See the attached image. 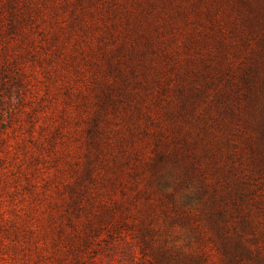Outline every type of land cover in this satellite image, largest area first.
Masks as SVG:
<instances>
[{"label": "rangeland", "instance_id": "rangeland-1", "mask_svg": "<svg viewBox=\"0 0 264 264\" xmlns=\"http://www.w3.org/2000/svg\"><path fill=\"white\" fill-rule=\"evenodd\" d=\"M234 15L225 0H0V210L20 228L1 238L0 264H144L142 232L154 249L197 248L186 242L196 225L209 234L211 189L221 187L211 150L225 137L241 144L227 112L242 105L247 60H264V22L243 36L230 29ZM98 113L99 141L87 133ZM94 155L100 174L76 211L67 186ZM193 161L181 189L148 186L155 164L181 176ZM114 163L124 173L115 186ZM101 215L84 245L82 227ZM67 217L78 250L62 235L73 233Z\"/></svg>", "mask_w": 264, "mask_h": 264}, {"label": "trees", "instance_id": "trees-1", "mask_svg": "<svg viewBox=\"0 0 264 264\" xmlns=\"http://www.w3.org/2000/svg\"><path fill=\"white\" fill-rule=\"evenodd\" d=\"M225 1L229 4L232 13L235 14L230 25V29L234 32H240L245 36L246 33L254 31L261 22H264V0ZM262 48L264 49V38ZM112 61L113 63H108L109 69L120 76L123 75V68H121L123 63ZM127 82L128 80H125V86ZM238 86L243 89L242 94L240 93L238 96V99L242 100V105L235 109L230 108L227 113L232 121L241 123L238 136L241 139V144L231 142L225 137L217 143V151L211 150V168L215 181L219 182L221 187L211 189L214 199L211 209L205 214L204 222L205 230L209 234H205L204 230L202 231L196 225V235L193 236V240L188 239L186 244L191 247V244L195 243L197 248L189 249L190 251L186 252L182 248H151L143 238L144 233L142 232L141 254H145V249L150 250L149 258L146 255L140 257L144 264H209L207 262L209 256L215 258L212 264H264V60H247L239 76ZM108 94H111L110 90H108ZM101 119L100 113L91 117L87 129L91 139L96 138L99 141L103 138L104 129L100 124ZM105 121L108 123L109 119L105 118ZM217 154H219V158ZM194 162H192L193 165L189 164L186 168L184 167V170H181V176L174 172H158L159 165L155 164L150 168L152 174L148 178L147 184L148 186L155 185L158 191L163 194H169L170 192H167L169 188L181 189L184 186L185 177L188 176L189 179L190 175L196 171ZM97 167L95 155L94 157L87 156V162L81 174L76 172L74 183L67 186L70 204L76 211L85 208L81 202L82 197L89 193L88 182L92 181L95 175L100 174ZM117 168L118 163H114V167H107L106 171L110 173L106 178L110 184H114L113 186L119 182L120 176L124 175L122 170ZM189 171H191L190 174L187 173ZM113 178H116L114 183ZM198 195L199 193H197ZM187 196L192 199L191 195ZM170 198L174 199L173 196ZM54 203L59 205L57 202ZM63 203L66 204L67 201L63 199ZM66 219L73 229V233L69 235L64 230L62 235L64 239L70 241L69 246H73L71 251L78 250V244L72 240L80 235L78 226L74 225L72 218L67 217ZM103 219H105L104 215L96 216V218L93 216V220L87 219L80 231L83 235L81 242L84 245L89 243L88 234L96 233L98 231L97 223L101 226ZM59 227L63 231V227ZM19 230L20 228L16 224H6L0 210V248L3 246L1 238L10 235L17 239L20 235ZM208 243L211 244L209 250L205 247V244ZM11 248L17 249L15 244H12ZM35 250L37 259H42L45 256L42 254V247L35 246ZM74 256L75 264H88L82 257ZM55 259L56 264H69L63 261L61 255H56Z\"/></svg>", "mask_w": 264, "mask_h": 264}]
</instances>
